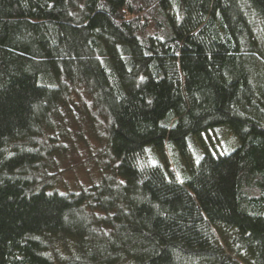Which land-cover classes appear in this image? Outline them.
Returning a JSON list of instances; mask_svg holds the SVG:
<instances>
[{"label": "trees", "instance_id": "16d2710c", "mask_svg": "<svg viewBox=\"0 0 264 264\" xmlns=\"http://www.w3.org/2000/svg\"><path fill=\"white\" fill-rule=\"evenodd\" d=\"M0 264H264V0H0Z\"/></svg>", "mask_w": 264, "mask_h": 264}, {"label": "rangeland", "instance_id": "374dc122", "mask_svg": "<svg viewBox=\"0 0 264 264\" xmlns=\"http://www.w3.org/2000/svg\"><path fill=\"white\" fill-rule=\"evenodd\" d=\"M202 144L210 148L213 147L220 152L229 150L236 146L237 139L230 133L225 125H220L214 129L208 130V132L202 134L200 140L195 137L191 138L185 153L181 156V162L184 166L189 164L190 161L195 159V157L202 152ZM82 150L83 145L81 143H76L73 151L69 152L66 158L60 161V177L57 183L59 190L75 191L79 187L87 186L97 180L98 172L96 168L89 161H87L83 155H81ZM77 153L80 157L77 156ZM163 160L168 163L169 170L177 177V172L171 161L172 159L169 155L167 145H165L162 148V151L158 152L156 156L149 151H144L138 156L140 165H150L152 163H156V161L162 162ZM215 234L224 252L227 255L236 258L223 243L216 231Z\"/></svg>", "mask_w": 264, "mask_h": 264}]
</instances>
